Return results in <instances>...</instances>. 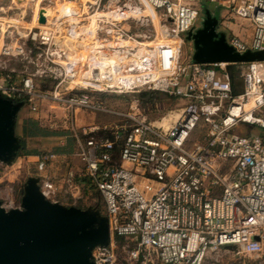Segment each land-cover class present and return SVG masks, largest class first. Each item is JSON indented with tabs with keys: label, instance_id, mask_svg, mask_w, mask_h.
I'll return each mask as SVG.
<instances>
[{
	"label": "built area",
	"instance_id": "1",
	"mask_svg": "<svg viewBox=\"0 0 264 264\" xmlns=\"http://www.w3.org/2000/svg\"><path fill=\"white\" fill-rule=\"evenodd\" d=\"M11 2L17 8L0 6L10 14L0 15V95L22 109L38 113L51 102L73 115L114 112L101 94L147 91L180 106L167 127L165 116L151 121L137 108L122 135L76 139L80 175L101 195L110 229L108 244L91 251L94 263L204 264L210 250L231 246L243 259L263 256L264 60L238 63L235 93L229 63L194 62L191 41L182 55L203 3L215 6L219 25L247 22L246 39L216 27L235 51L264 50V0ZM56 156H37L39 190L51 201L74 199L49 173ZM118 239L133 243L122 258Z\"/></svg>",
	"mask_w": 264,
	"mask_h": 264
},
{
	"label": "water",
	"instance_id": "2",
	"mask_svg": "<svg viewBox=\"0 0 264 264\" xmlns=\"http://www.w3.org/2000/svg\"><path fill=\"white\" fill-rule=\"evenodd\" d=\"M217 17L218 12L206 9L202 25L186 34L193 45L194 62L264 60V50L239 53L229 46L224 33L216 30ZM39 21H45L42 14ZM20 107L21 103L0 95V162H9L21 147L14 132ZM109 239L105 215L49 200L39 190L36 176L26 180L20 208L7 210L0 201V264H95L92 249L107 245Z\"/></svg>",
	"mask_w": 264,
	"mask_h": 264
},
{
	"label": "rangeland",
	"instance_id": "3",
	"mask_svg": "<svg viewBox=\"0 0 264 264\" xmlns=\"http://www.w3.org/2000/svg\"><path fill=\"white\" fill-rule=\"evenodd\" d=\"M0 6H3L5 10L7 6L17 8L16 2L10 3V0H3L0 2ZM202 8L203 11L198 22L199 25H202L204 11L206 9L210 12L215 11V6L210 3H203ZM45 10L47 13L48 8ZM13 11L15 12L14 15L18 12L17 9ZM0 15H8L10 17L8 12L5 14L0 12ZM14 15H12L13 18L15 17ZM247 28V22L239 18L237 20H225V22L223 20L220 25H217V29L229 30L242 39H246L248 36ZM145 30L143 29L141 32ZM151 32L152 37L150 40L155 38L154 30L152 29ZM184 40L185 45L182 56L185 57L186 52L190 51L191 43L190 40L186 39V35H184ZM234 64V75L239 77L240 64ZM7 65H10V67H19V64L7 63ZM45 87L44 84L40 85L42 89ZM100 99L104 104V108L112 109L114 112L104 110L83 111L77 109L73 115L72 112H68L61 106L52 104L51 102H44L38 113L30 112L27 107L23 109L20 107L15 117L14 132L19 138L20 144L24 145V149L21 146L16 156L9 162H0V201L5 209L20 208L23 186L26 180L29 177L40 174L36 168L35 155L49 152L56 154V148L65 147L66 152L63 153L65 156L62 159L61 166H64L63 169L69 172H67L68 176L72 179L74 178V182L76 181L78 183L79 189L77 188L75 190L74 199L70 197L66 199L59 198V201L69 206L73 205L82 209L97 210L101 215H104V202L101 195L96 191L94 186L90 185L85 177L80 175L82 164L75 154L76 139H87L90 136L112 139L116 131L119 135H122L128 129V125L132 124L131 119L126 115L137 108L145 113L147 119L153 121L160 116L167 115L168 112H170L169 116L171 118H175L179 113L178 109L180 107L177 102L166 94L155 91L122 96L104 93L100 95ZM115 112H119L120 114ZM26 118L36 120L42 127L56 131H65L67 134L62 136L26 137L21 130L22 122ZM239 129L244 132L243 126H240ZM82 181L89 184L90 187H87V185L83 186L81 184ZM127 245L132 246L133 243L126 239L117 240L121 258L122 254H124V248H127ZM204 264H264V255L255 259H243L230 247L217 248L207 253Z\"/></svg>",
	"mask_w": 264,
	"mask_h": 264
},
{
	"label": "trees",
	"instance_id": "4",
	"mask_svg": "<svg viewBox=\"0 0 264 264\" xmlns=\"http://www.w3.org/2000/svg\"><path fill=\"white\" fill-rule=\"evenodd\" d=\"M234 65L235 64H227V70L230 72L231 75V82H232V87H233V91L239 92L242 88V84H241V69H240V73H239V77H236L234 75ZM238 81V82H237ZM22 132L23 135H25L26 137L32 138V137H47V136H62L67 134V132L65 131H56V130H51L45 127H42L41 125L38 124V122L34 119L31 118H26L23 121V126H22ZM24 149V145H21ZM55 152L63 154L66 152V148L65 147H61V148H56Z\"/></svg>",
	"mask_w": 264,
	"mask_h": 264
},
{
	"label": "crops",
	"instance_id": "5",
	"mask_svg": "<svg viewBox=\"0 0 264 264\" xmlns=\"http://www.w3.org/2000/svg\"><path fill=\"white\" fill-rule=\"evenodd\" d=\"M7 18V17H6ZM1 21H3V20H5V18H3V17H1V19H0ZM9 21H11V20H9ZM1 39V38H0ZM22 126H23V122H22V125H21V130H22ZM23 133V132H22ZM39 137H41V136H39ZM48 137V136H47ZM39 154H37V155H35V157H36V159H37V156H38ZM56 157L55 158H53V161H52V163H51V167L49 168V173L52 175V176H54V177H56V178H58L59 180H61L62 182H64L65 181V188L67 189V190H69V191H71L72 192V194L74 195V192H75V190L78 188L79 189V185H78V183L75 181L74 182V178L72 179L71 177H69L68 176V174H67V172L68 171H66L65 169H63L64 168V166L62 167L61 165H62V159H63V157L65 156L64 154H60V153H56ZM69 173V172H68ZM72 182L73 181V183H75V184H77V187H69V182ZM81 184L84 186V185H87V187H90V185H88V184H86V182H84V181H82L81 182ZM70 185L72 186V183H70ZM58 198H62V199H66V198H69V196L67 195V196H65V194L64 193H62V194H59V197ZM59 202H61V201H59ZM62 204H65V203H63V202H61Z\"/></svg>",
	"mask_w": 264,
	"mask_h": 264
},
{
	"label": "bare ground",
	"instance_id": "6",
	"mask_svg": "<svg viewBox=\"0 0 264 264\" xmlns=\"http://www.w3.org/2000/svg\"><path fill=\"white\" fill-rule=\"evenodd\" d=\"M169 115H170V112H168L167 115H165V117L159 123H161L162 125L167 127V126H169V124L172 121H174V120H176L178 118L179 113L177 114V116L175 118H171V116H169Z\"/></svg>",
	"mask_w": 264,
	"mask_h": 264
}]
</instances>
